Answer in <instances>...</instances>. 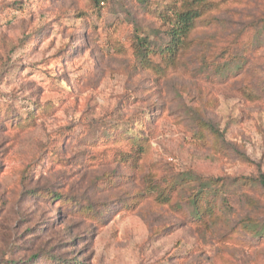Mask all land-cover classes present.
I'll return each instance as SVG.
<instances>
[{"label":"rangeland","instance_id":"374dc122","mask_svg":"<svg viewBox=\"0 0 264 264\" xmlns=\"http://www.w3.org/2000/svg\"><path fill=\"white\" fill-rule=\"evenodd\" d=\"M178 1L0 0V264H264V0Z\"/></svg>","mask_w":264,"mask_h":264},{"label":"trees","instance_id":"16d2710c","mask_svg":"<svg viewBox=\"0 0 264 264\" xmlns=\"http://www.w3.org/2000/svg\"><path fill=\"white\" fill-rule=\"evenodd\" d=\"M112 0H93L94 6L99 7ZM181 6L167 9L160 15V20L168 27V41L164 46H157L147 36H134V49L143 67L149 66L148 57L159 56L167 62L176 60L178 53L183 48L184 40L191 33L194 24L204 11V6L198 7L200 0H180ZM264 27V20L262 21ZM140 154H143L141 150ZM260 185L264 188V177L259 178ZM197 199L194 203H197Z\"/></svg>","mask_w":264,"mask_h":264}]
</instances>
